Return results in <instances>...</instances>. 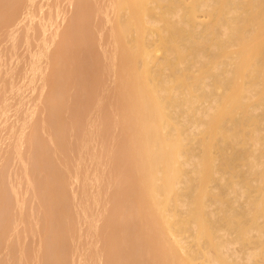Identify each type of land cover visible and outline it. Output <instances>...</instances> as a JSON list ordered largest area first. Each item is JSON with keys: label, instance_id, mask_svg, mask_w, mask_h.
Listing matches in <instances>:
<instances>
[{"label": "bare ground", "instance_id": "obj_1", "mask_svg": "<svg viewBox=\"0 0 264 264\" xmlns=\"http://www.w3.org/2000/svg\"><path fill=\"white\" fill-rule=\"evenodd\" d=\"M102 1L104 8L106 0ZM89 2L74 0L72 20L79 32V46L71 49L65 45L67 33L58 36L52 54L60 55L56 64L59 67L70 61L85 71L80 57L83 49L89 51L91 58L95 54L96 39H82L91 27ZM106 3L112 10V15H105L110 25L104 20L109 28L98 26L104 35L108 32L105 42L111 48L107 51L106 46V52L100 51L106 64L98 63L100 57L93 63L97 62L102 73L106 69L105 75L112 72L108 73L112 77L109 79L114 77V82L109 81L114 83L111 87L117 119L110 124L118 126L122 136L117 153L114 151L118 155L113 171L119 186L112 192V215L117 212L122 222L112 229L104 264H115L117 259L121 264H264V0ZM29 8L21 0H0V28L6 27L2 33L12 26L20 11ZM83 43L87 46L83 47ZM57 73L52 67V91L58 86L64 90L66 85L55 79ZM59 73L64 81L68 78L67 72ZM107 87H102V91ZM89 92L93 95L92 86ZM66 93L62 100L49 93L54 102L50 116L45 117L49 109L44 116L46 120L53 116L58 122L64 117L63 106L69 100ZM94 94L99 96L97 101L105 104L107 97ZM87 101L99 112L101 102L100 106L91 102L93 107L92 100ZM97 115L91 119L94 121ZM76 116L77 120L80 115ZM69 131H60L61 142L62 134L63 138L72 135H65ZM73 135L70 138L76 137ZM78 136L82 141V134ZM70 141L68 144L75 143ZM83 144L78 146L83 149ZM45 154L48 158V152ZM52 168L56 169L52 166L50 171ZM53 171L52 177L57 172ZM47 182L48 189H54ZM48 192L53 198V190ZM47 214L48 219L50 212ZM235 244L236 249L232 248ZM39 246L42 250V242Z\"/></svg>", "mask_w": 264, "mask_h": 264}, {"label": "rangeland", "instance_id": "obj_2", "mask_svg": "<svg viewBox=\"0 0 264 264\" xmlns=\"http://www.w3.org/2000/svg\"><path fill=\"white\" fill-rule=\"evenodd\" d=\"M7 1L14 2L15 0ZM21 1L30 6V10L20 11L14 17L12 26L7 27L4 34L2 32L6 27L0 28V35L3 36V38L0 36L2 38L0 39V264H36V262L38 264L39 260V264H104L107 244L111 241L108 240L114 234L112 229L122 222V217L117 212L112 215L114 206L112 192L119 186L116 179L117 174L114 172L118 155H116V147L122 136L120 128L118 126L117 128L113 123L110 124V121L114 122L113 120L117 119L116 105H114L116 98H114L113 87H111L114 83H111L112 79H109L112 78L110 76L112 72L108 71L110 75L108 73L105 75L106 69L102 73L100 66L99 69L96 65L97 62L93 63L100 57L101 61L98 63L101 62L100 64L103 66L105 55L103 54V57L100 51L104 53L107 48V51H110L111 48L110 45H108L110 47L107 46L109 43L105 42L108 39V32L106 31L107 33L104 35V30L110 25L106 20L112 11L111 8H108L109 4L106 3L109 0H103L104 2L89 0V4L92 5V13L89 16L91 18H88L90 21L88 24L91 27L89 31L86 30L83 33L82 39L84 42L90 39L96 40L93 41L95 54L92 58L86 48L80 55L83 64L86 65L85 71H80L70 61L61 67L57 66L60 55L52 54L61 33H67L69 42L67 40L65 42L67 47L75 49L79 46V32L73 21V14L76 11L74 0ZM101 1L106 7H102ZM104 4L103 6H105ZM98 5L102 7L99 10L97 9L100 7ZM94 7L97 9H94L95 12ZM103 9L108 12L105 11L106 14H103ZM105 15L108 17L106 18ZM96 19L101 20V23L99 20L97 23ZM104 20L108 25L104 23ZM100 24V28L106 27L103 32L99 29L98 25ZM99 41L103 43L104 47ZM96 42H98L97 45ZM84 46L87 45L83 43ZM54 66L58 70L55 79L62 84L66 83L64 90H60V86L56 90H51L49 73ZM59 70L67 72L68 78L65 81ZM113 80L112 82H114ZM104 82H106L105 86L102 85ZM94 85H98V89ZM91 86L94 96V93L99 94L101 91L102 95L99 94L101 98H108L107 100L105 98L104 101L102 99L105 104L97 101L99 96L94 97L90 90L88 93V88ZM102 87H107L105 89L110 90V93H107L105 89L103 90L106 93H102L105 92L102 91ZM97 90L98 92H94ZM65 91H67L66 95L70 96L67 95L69 100H66L67 97L63 99L66 100L65 106H63L64 117L60 118L61 120L58 122L54 121L53 116L46 120L50 116V109L54 102L52 96L56 100H60L63 95L65 96ZM51 92L54 95L50 96ZM107 94H110L112 98ZM91 95L96 98L95 105H99L101 102L99 112L93 105L95 101ZM89 98L92 100L90 104L94 108L87 103ZM111 105H113L112 108ZM47 113L48 116H45ZM93 113L98 114L94 116V121L91 119ZM76 114L80 115L77 120L75 119ZM108 116L111 117V120ZM41 117L46 121L41 120ZM40 122L46 125H42L45 130L44 128L42 130ZM63 128L66 129V133L70 130L68 134H65L66 136L69 133L74 134L73 136L76 137L73 138H76L77 141H72L73 138H70L72 135H69V138L67 136V139L64 137V139L62 134L65 141L63 142V139L60 138L61 142L58 134ZM34 129H37V134ZM40 130L45 131L44 135ZM88 131H90V137H88ZM81 134L82 141L78 136ZM40 135L44 136V139ZM51 139L53 140L51 141ZM84 139L88 144L87 142L83 144ZM70 140L72 143L75 142L72 145L76 144L77 147L68 144ZM116 140L118 141L116 142ZM81 142L85 146H82L83 149L78 146ZM64 145L69 150L62 148ZM55 147L57 150L53 151L56 149ZM74 148L75 151L72 152ZM78 148L86 149L82 151ZM41 151H44V154L48 152L49 155L46 158L45 154L44 162V154H41ZM114 151H116L115 154ZM46 159L49 160V163ZM52 166L56 168H52V171H57L53 177L54 171H50ZM48 180L50 185L53 184L54 189H48L49 186H46ZM61 181L64 183L62 184ZM47 189L53 190V198H50ZM49 204L52 205L51 208ZM44 207L46 209L48 207L52 212L49 209L46 211ZM40 211L41 213L44 211L45 214L42 213V216ZM49 212L53 213V216ZM47 213L51 218L50 222L48 221L50 218L45 217ZM34 216L37 217L36 220L42 222L35 221ZM108 216L111 217L110 221ZM36 222L43 223V226L42 224L38 226ZM44 224L47 226L45 227ZM39 227H43V231H40ZM39 239L42 242L43 251L39 246L41 243ZM37 244L38 250H35ZM233 246L232 248L236 249L238 245ZM36 252L38 254L34 256ZM35 259L38 261L34 262ZM115 264H121V260H115Z\"/></svg>", "mask_w": 264, "mask_h": 264}]
</instances>
